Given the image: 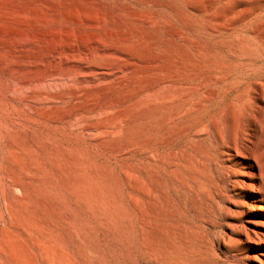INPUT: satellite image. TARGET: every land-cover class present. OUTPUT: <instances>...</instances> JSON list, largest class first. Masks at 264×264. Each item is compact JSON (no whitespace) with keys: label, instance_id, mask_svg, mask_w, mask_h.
<instances>
[{"label":"rangeland","instance_id":"rangeland-1","mask_svg":"<svg viewBox=\"0 0 264 264\" xmlns=\"http://www.w3.org/2000/svg\"><path fill=\"white\" fill-rule=\"evenodd\" d=\"M0 261L264 264V0H0Z\"/></svg>","mask_w":264,"mask_h":264},{"label":"bare ground","instance_id":"bare-ground-1","mask_svg":"<svg viewBox=\"0 0 264 264\" xmlns=\"http://www.w3.org/2000/svg\"><path fill=\"white\" fill-rule=\"evenodd\" d=\"M232 146L234 147V153H240L237 144L234 143V144H232ZM225 147L226 148H232L229 145L225 146ZM224 151H225V153H222L220 162H221V166H223L225 170H228V169L230 170V171L228 170L229 173L227 174V176L229 178L233 177V182L236 185L240 184L239 186L244 187V188L246 186L243 183H240L237 180L235 181L234 178H237V177L246 178L248 180V182H249L247 186H252L253 191H255L256 190V187H255L256 178L252 174V172L249 171V167L245 166L243 163H240V162L234 163V165H232V166H228V165L226 166V163L229 162V160H230V156L233 157L234 155L233 154L231 155L229 152H226L227 150H224ZM225 156L227 157V159L225 158ZM0 264H1V261H0Z\"/></svg>","mask_w":264,"mask_h":264}]
</instances>
